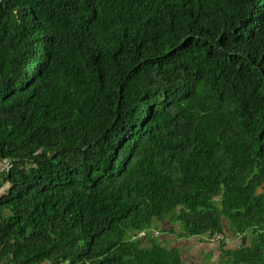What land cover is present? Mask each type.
<instances>
[{"label": "trees", "instance_id": "trees-1", "mask_svg": "<svg viewBox=\"0 0 264 264\" xmlns=\"http://www.w3.org/2000/svg\"><path fill=\"white\" fill-rule=\"evenodd\" d=\"M0 190V264H264V0H0Z\"/></svg>", "mask_w": 264, "mask_h": 264}, {"label": "rangeland", "instance_id": "rangeland-1", "mask_svg": "<svg viewBox=\"0 0 264 264\" xmlns=\"http://www.w3.org/2000/svg\"><path fill=\"white\" fill-rule=\"evenodd\" d=\"M6 187H4L5 190ZM3 190H0V194ZM182 225L179 223L172 224L170 221L157 223L155 229L161 235V240H165L166 238L170 240L171 244H176V246L182 247V252L185 255V259L187 264H219V259L221 257L215 258V251L219 246L214 244H206L199 239L197 241H192V243L188 242L184 238H178L177 234L171 235L166 231L176 229L178 233L182 232ZM155 234V232L153 233ZM185 240V243L184 241ZM207 254H211V256H207ZM221 260V259H220Z\"/></svg>", "mask_w": 264, "mask_h": 264}, {"label": "crops", "instance_id": "crops-1", "mask_svg": "<svg viewBox=\"0 0 264 264\" xmlns=\"http://www.w3.org/2000/svg\"><path fill=\"white\" fill-rule=\"evenodd\" d=\"M227 235V239H226V248L227 249H237L240 247L241 245V242H242V237L241 236H234L232 233H229V230L226 232ZM197 239H199V241L203 242V243H206V244H209L211 245L210 243L206 242L204 240V238H190V239H185L187 240L188 242L192 243V241H197ZM185 240L184 243H185ZM214 245H217L219 246V248H217V250L215 251V258L217 257H221L222 255V249H221V246H222V243H215ZM183 253V252H182ZM185 256V255H184ZM207 256H211V254H207Z\"/></svg>", "mask_w": 264, "mask_h": 264}, {"label": "built area", "instance_id": "built-area-1", "mask_svg": "<svg viewBox=\"0 0 264 264\" xmlns=\"http://www.w3.org/2000/svg\"><path fill=\"white\" fill-rule=\"evenodd\" d=\"M5 168H9V164L5 165ZM225 236L223 234H215V235H211L208 236L206 238V242L210 243V244H215V243H221L225 240Z\"/></svg>", "mask_w": 264, "mask_h": 264}]
</instances>
